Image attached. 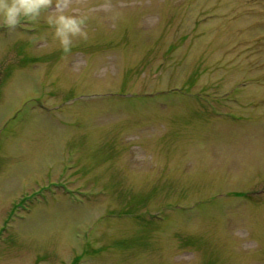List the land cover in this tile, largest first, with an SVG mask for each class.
Instances as JSON below:
<instances>
[{
    "label": "rangeland",
    "instance_id": "rangeland-1",
    "mask_svg": "<svg viewBox=\"0 0 264 264\" xmlns=\"http://www.w3.org/2000/svg\"><path fill=\"white\" fill-rule=\"evenodd\" d=\"M0 23V264H264V0H68Z\"/></svg>",
    "mask_w": 264,
    "mask_h": 264
},
{
    "label": "clouds",
    "instance_id": "clouds-1",
    "mask_svg": "<svg viewBox=\"0 0 264 264\" xmlns=\"http://www.w3.org/2000/svg\"><path fill=\"white\" fill-rule=\"evenodd\" d=\"M67 3L68 0H56V11L45 18L65 52L72 46V37L87 35L83 30L87 17L65 14L62 6H66ZM51 5L52 0H0V23L15 28L22 20L37 21L42 11Z\"/></svg>",
    "mask_w": 264,
    "mask_h": 264
}]
</instances>
